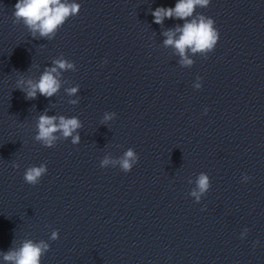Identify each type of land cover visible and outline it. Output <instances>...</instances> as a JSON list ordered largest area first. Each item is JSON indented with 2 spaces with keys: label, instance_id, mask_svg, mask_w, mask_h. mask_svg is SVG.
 Segmentation results:
<instances>
[{
  "label": "clouds",
  "instance_id": "9594fccd",
  "mask_svg": "<svg viewBox=\"0 0 264 264\" xmlns=\"http://www.w3.org/2000/svg\"><path fill=\"white\" fill-rule=\"evenodd\" d=\"M210 4V0H178L174 7H157L153 12L154 22L162 24L165 18H175L184 20L183 26H177L174 30L169 29L164 32L166 39L164 45L175 49L176 54L181 57L180 63L183 66H191L193 61L188 58L187 53H200L207 55L214 51L220 34L215 27V21L203 14L196 13L198 7L205 8ZM81 5L75 0H17L14 5L13 23H23L35 38L37 33L39 37L52 39L64 24L73 16L79 14ZM195 13V15H194ZM189 18H192L189 20ZM179 34V35H177ZM51 67H45L40 74L39 79H19L16 88L25 94V98L33 100L37 95L51 98L56 95L61 88L59 79L61 72L72 70L74 64L64 58H58L52 61ZM198 79H201L198 77ZM200 87V85H196ZM79 86L66 89L69 96L78 93ZM69 103L75 105L78 100H71ZM207 111V110H205ZM112 114H106L104 119L110 120ZM82 127L78 117H65L63 115H48L47 110L40 114L36 121V135L34 140L41 143L44 147H54L56 142L62 137L65 140L71 137V142L76 145L80 142L78 129ZM138 155L132 148L127 149L121 157L116 160L105 158L101 161V167H107L109 164H118L120 169L127 173L138 162ZM14 168L19 164L13 163ZM47 173V166H30L24 172V181L27 184L35 186L40 179ZM249 177L245 175L247 181ZM197 188L191 195L199 201L200 196L210 187L209 177L201 173L196 181ZM59 232L54 230L50 239H58ZM258 243V242H257ZM49 244L43 240L34 242L31 239H25L20 246L12 247L7 252H0L5 264H41L44 255L49 251Z\"/></svg>",
  "mask_w": 264,
  "mask_h": 264
}]
</instances>
